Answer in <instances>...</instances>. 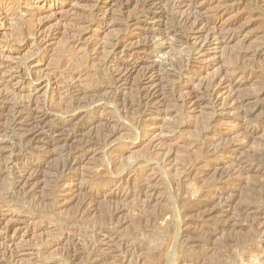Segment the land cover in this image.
Returning a JSON list of instances; mask_svg holds the SVG:
<instances>
[{
	"label": "rangeland",
	"instance_id": "1",
	"mask_svg": "<svg viewBox=\"0 0 264 264\" xmlns=\"http://www.w3.org/2000/svg\"><path fill=\"white\" fill-rule=\"evenodd\" d=\"M140 1L128 0L127 4L126 0H0V104L22 107L28 99H34L36 111H52L48 125L60 127L70 122L71 126L66 125L70 128L67 129L69 133L75 126L86 127L83 138L98 135L105 129L108 118L111 124L122 122L125 126L123 132L118 133L120 135L111 139L110 144L113 142V145L100 141L94 151L70 171L72 183L55 188L50 179L55 175L53 170L56 173L55 170L63 164L60 148L43 146L46 136L42 137L37 147L28 146L19 135L22 131L7 128L11 109L2 113L5 117L0 121V129L7 128V135L0 133V264H264V157L261 151L264 138H252L249 145L246 143L238 152L242 161L256 166L259 171L242 170L245 167L238 165L242 168L238 167V184L224 185L235 190L228 195L229 206L225 215L210 213L213 206L209 203L210 190L221 188L216 178L213 175L199 177L196 171L206 144L201 131L207 130V118L219 111V108L205 102V82L220 68L238 63L240 69L251 67L252 74H255H251L238 88L239 95L264 92V0H242L238 3V13L244 14L240 26H247L243 35L211 49L207 57L196 54L193 45L186 42L184 34L187 30L174 19V0L157 2L156 11L162 10L165 17L163 23L157 22L153 27L151 24L155 22L139 13ZM216 1H206L201 10L212 14L220 3ZM232 13L234 15L235 11L224 17L228 18ZM133 14L140 16V22L126 26L125 15ZM158 28L173 31L166 38L156 40L153 52L133 51L143 42L142 35L146 30L157 31ZM120 34L129 38L123 50L134 53L125 60L136 64L119 87L108 84L107 92L111 98L121 101L134 98L140 83V72L148 65L158 64L154 84H159L158 79L163 78L162 95L156 97V103L153 101L146 107V127H136L137 114L131 110L123 114L121 109L113 107L112 100L108 103L90 102L83 109L91 111L97 107L96 114L72 119L73 111H68L66 106L64 108V101L69 95L64 87L67 83L76 85V88L87 86L95 68L88 66L86 71H89L80 79L62 77L61 80L58 76L57 84L46 83V78L52 74L61 57L71 60L75 54L95 56L93 51L87 50L89 45L104 44ZM240 54H244L245 58ZM247 55L250 57L247 58ZM183 63L187 67L178 75L180 95L197 92L204 101L195 107L178 106L179 101H175L180 95H172L171 84L165 79ZM261 98L259 102L264 107V96ZM24 106L25 112L28 107ZM168 109L171 115L165 113ZM257 119L253 118L246 125H254ZM218 122L209 127L220 130L229 125L225 120ZM154 140H166L173 148L167 160L164 161L153 150ZM14 155L22 157V164L28 161L26 164L33 171L38 170L36 188L28 194L15 188L22 164L19 160L11 162L10 158ZM218 160L222 161L221 158ZM112 165L115 168L112 169ZM144 170L148 176L154 175L153 183L157 190L153 197L156 193L157 196L150 204L136 196L118 199L111 193L114 189H108L109 179L126 171L132 177L127 188H132L135 180L140 178L138 173ZM84 184L85 191L75 189L77 185ZM101 187L107 190L96 193ZM57 190L73 193L58 204L57 199L60 198H55ZM91 193L94 195L91 196ZM115 208L120 209V213L113 220L110 214ZM109 226L115 227V230L111 229V233L106 235L102 231Z\"/></svg>",
	"mask_w": 264,
	"mask_h": 264
},
{
	"label": "bare ground",
	"instance_id": "2",
	"mask_svg": "<svg viewBox=\"0 0 264 264\" xmlns=\"http://www.w3.org/2000/svg\"><path fill=\"white\" fill-rule=\"evenodd\" d=\"M206 1H208V0H174L173 5L171 4L172 5V12L174 13V19L176 20L177 24L180 27H182L183 29L187 30L186 34H184L186 42H189L190 44H192L194 47V50L196 51V54H199L201 57H207V55L211 49L217 48L220 45L226 43L227 41H231L232 39H236V38L238 39L239 38L238 36H242L243 32L245 31V29L247 27L245 25L240 26L241 19L244 16V14H243V12L238 13V3H242V0H218L220 2L219 6L216 7L218 9L215 10V12L212 11V14H210V15L205 14L201 10V7H203L205 5L204 3ZM238 1H240V2H238ZM259 1L261 2L262 0H259ZM127 2H128V0H126V3ZM157 2H159V0H141L140 1L139 13L141 12V14H142L141 16L142 17L146 16V18L148 17L150 20H152V22H155V24H151V27L157 25L156 24L157 22L161 21L163 23L164 13L162 12V10L156 11L157 5L159 4ZM232 11H235L234 15L232 13V15H230L228 18L224 17L225 14L232 12ZM248 14H250V13H248ZM125 16H126L125 21L127 24L126 26H129L131 24H137L140 22L139 21L140 16H136L134 14L130 15V16H127V15H125ZM172 24H174V23H172ZM243 24H245V23H243ZM172 31L168 30L167 28H161L157 31L146 30L142 35L143 36V42L138 47H136V49H133V51H136V53H137V51H143V52H151L152 51L153 52L154 51L153 46L156 43V40L160 41L161 39L166 38V36L168 34H170V32H172ZM182 32H185V31H182ZM128 40H129L128 37H126L124 34H120V35L115 36L113 39L105 42L104 44H98L96 46L94 44H91V46L89 45V48L87 50L93 51L95 56H93V55L88 56V55H83V54H82V56H78L79 54H77V55L75 54V56H73L74 59H71V60L69 59V57H63V58L61 57V60H59V62L57 63L52 74L46 78V80H45L46 83L54 82L57 84V82L60 79V78L58 79V76H60L61 78L62 77L66 78V79H74V80L80 79V77L82 78L83 75L87 74L86 72L89 71V70L86 71L88 66L95 68L94 74L91 75L93 77L89 78L90 80H89V84L87 86H85L83 88H80V87L76 88V85H73L71 83L70 84L67 83L68 85H66L64 87L65 93L69 94L66 96L67 101H64L66 103V105H64V108L66 106V109H68V111H71V112L73 111V113H72L73 118L72 119H74L78 116L79 117L80 116L81 117H83V116L89 117V115H91V114H94V113L96 114V111L98 110L97 107H94L91 111L83 109V107L87 106L90 102L99 101L98 103H100V101H101L103 103H108L110 100H112L114 102L113 107H115V109H118V110L121 109V112L123 114L129 113L128 112L129 110H131L137 114V119H135V122H136L135 126L136 127H139V128H141L143 126L146 127L145 126V125H147V124H145L146 123L145 115L147 114L146 113V110H147L146 107L153 101H154V103H156L155 102L156 97L159 96L160 94L162 95L161 92H162V87L164 84L163 78L158 79V80H160V81H158L159 84L153 83L154 78H156V71L158 72V70H157L158 64L154 63L151 65H148V66L144 67L143 70L140 72V83L138 84V88L136 90L134 98L132 97V99H129V100L123 99L124 101H121V100H119V98H115V97L111 98V96L107 92L108 91V84H111L115 87L118 86L120 83H122L126 79L128 74L135 67L134 65L136 64V62H134V63L131 62L132 63L131 64L125 60L126 57H129V56L132 57L134 54L133 51L129 52L131 50H128V51L123 50V48L127 45V43H129ZM69 44H71V43H69ZM248 48H249V46H248ZM246 53H247V51H246ZM119 54H121L120 58H119ZM240 55L244 56L243 59L245 58L244 54H240ZM250 56H251V52H250ZM250 56L247 55V58ZM241 60H242V58H241ZM252 60H254V59H252ZM170 62H171V60H170ZM80 65L84 66V68L80 69L79 68ZM186 67H187V64L183 63V64L179 65L177 71H175L173 74H170L171 72L169 73L167 71L169 74L167 76H165V79L167 82H169V85L171 84L170 85V89H171L170 91L172 92L173 96L181 94L180 93L181 87H180V84L178 82V79H179L178 75H179L180 71ZM242 67L244 68V66H242ZM255 70H257V69H255ZM253 72L254 71H253V69H251V67L240 69V67H238V63H233V64L226 65L225 67L220 68L208 81L205 82L204 86L202 85L203 91H205V93H206L205 94L206 97H204L205 102L207 101L206 103H209L213 108H216V107L219 108V111L214 112V114H212L210 117L207 118V125H208L207 130L204 128L206 131L205 130L201 131V132H203V136L206 138V140H204V142L206 141V144H205V148H204L205 150L202 152L203 153L202 158H201L202 160L198 162L197 165H199V166L196 168L197 175L199 177L203 178L205 176L207 177V175H210V177H211L213 175V177H215L217 180L216 182L219 184V186H221V188L220 187L219 188L217 187L216 189L211 188L210 192H211L212 197L207 193L211 198L209 203H212V205H213V206L211 205L212 208L210 206V208H211L210 213L211 214L212 213H214V214L220 213L221 215L222 214L225 215L227 213V211H228L227 208L229 206L228 205L229 202H227L228 195H230V193L235 191L234 189L230 188L229 185H233V182L238 184V172H239L238 171V167H239L238 165L239 164L241 166H243V168L245 167L244 169L239 167L242 170L247 169V171H256V172L259 171V169L256 166H253L250 163H245L244 161H242V158H240V156H238V152L240 151V149H243L246 146V143L249 145L248 142L252 138H254V139L256 137L258 139L264 138V107L259 102L260 98L264 96V92L258 93L256 95L252 94V95H247V96L246 95L240 96L238 93V88L242 85L243 82H245L251 76V74ZM253 75H255V74H252V76ZM89 76H90V72H89ZM259 77H261V76H259ZM63 78L61 80H63ZM262 83H263V81H262ZM143 84H149V85L143 86ZM176 97H178V98L176 101L175 100L174 101L175 102L179 101V102H177V105L180 107L185 106V105H189V108L191 106L195 107V106H198L199 103L204 101V98L199 97L197 92L194 93L193 91L191 93H187L186 95H182V96L180 95V96H176ZM60 99H62V98H60ZM33 100L28 99L27 103H23L25 105V106L23 105L24 107H28L25 110V112L23 110L24 109L23 106L21 107V105L16 106V104H14V105L11 104V106H10V105H6V104H0V121H2V119L4 120V117H5L4 114H2V113L4 111L6 113L7 109H11L12 111L10 110V113H9L11 115H9V118L7 119V122H6L7 126H8L7 128H9V130H11V131H13L15 129H19L20 131H22V132H19V135H20L22 141L27 143L28 146L32 145V146L37 147L38 142L41 141L42 137L46 136L45 143L42 144L43 146L45 145L47 148L50 146L60 148L61 153H63V156H61V157H63V164L60 166L58 165L59 166L58 169L55 170L56 173L53 170L52 173L55 174V175L52 174V175H54V177L52 176L53 179L48 178V180L49 179L52 180L51 184L55 188L57 186H59L60 184H67L68 182L72 183V178H70V171L74 170L76 168L77 164L83 158H85L89 153L94 151L95 146L100 141H101V143H105V144L109 143L110 144L111 139L115 135H117L119 132H121L125 127L124 125L121 124L122 122L121 123H115L114 122L115 124H111V122L109 120L110 118H108L107 122L105 123V129H103L99 132L96 131V132H98V135H95V137H93V135H92V137L83 138V133L86 132L85 131L86 127L79 128L78 126L77 127L75 126V128L74 127L71 128V130L73 129V132L69 133V130H67V129H70V128L69 127L66 128V125H68L70 122H67V124H63L60 127H53V126L48 125L47 121L51 117L52 111L49 112L45 109L40 110V111H36V108L34 107V105L36 103ZM95 104H96V102H95ZM32 107H34V109H32ZM50 108H52V107H50ZM39 109H40V107H39ZM66 109H65V111H66ZM53 111H54V109H53ZM116 112H117V110H116ZM165 113H167V114L170 113V115H171L172 112H169V109H168V111H166ZM58 115H62V114H58ZM62 116H65V115H62ZM119 118H120V115H119ZM253 118H258L257 122L253 123L254 125H250V126L246 125ZM219 120H225L229 125L225 128H221L220 130L211 129L209 127L210 124L214 125L213 123L216 121L218 122ZM124 122H126V121H124ZM4 123H2V125H4ZM177 124H178V122H177ZM69 126H71V125L69 124ZM177 127H178V125H177ZM7 128L0 129V133L2 132V133H5L7 135ZM11 133H13V132H11ZM152 133H153V129L151 131V134ZM118 135H120V134H118ZM13 136H15V135L13 134ZM209 136H212V138H210ZM240 137H242L243 139H240ZM10 138L11 137H9V140H10ZM15 139H16V137H15ZM16 142H18V141H16ZM152 142H153V150H155L160 155V158L163 157L162 159H164V161H165V159L167 160V158L169 157V155L173 151L172 150L173 148L167 143L166 140H154ZM16 145H18V144H16ZM23 146H22V148H23ZM39 146H41V145H39ZM14 148H16V147H14ZM116 150H118V149H116ZM16 151H18V150H16ZM261 151H262V154L264 157V148ZM32 154H34V153H32ZM37 154H38V152H37ZM111 154H112V152H111ZM121 154H122V152H121ZM39 155H40V153H39ZM119 156H120V154H119ZM38 157H40V156H38ZM263 157H261V158H263ZM219 158L222 159L221 162H219V160H218ZM6 159H8V158H6ZM10 160L12 163L13 162L16 163L19 160L20 164H22L21 163L22 162L21 156L14 155L13 157L10 158ZM27 162H23L21 167L18 166L20 168L19 169L20 171H19V174L17 173L18 176L16 177L15 184H14L15 188L17 190H19V192L22 191L23 193H27V192L30 193V191H33L36 188V185L38 183V182H36V179L38 178L36 173H38V170L36 171V169H35L33 171L30 168V166L28 164H26ZM201 162H203V164ZM161 164H162V162H161ZM166 165L169 166L168 164H166ZM111 167H112V169H113V167L115 168V166H113V165ZM146 172L147 171L144 170L142 173H140V172H139L140 174L138 173V175H140L139 176L140 178H139V180L137 179L138 181L134 179L136 182L133 183L132 188H127V186L130 185V182H131L130 180L132 179L131 173L126 171V173H122L120 175H117L115 178L109 179L108 182L106 181L107 185H109L108 189H110V188L114 189L111 193L115 197H117L118 199L125 200L129 197H135L136 196L135 198L140 199L145 203H149L154 199L155 196H157V193H156V195L153 197V195L155 194V192L157 190H156L154 183H153L154 175L148 176ZM109 173H110V171H109ZM187 173H188V171H187ZM195 182H197V181H195ZM199 183H201V182H199ZM226 183L229 185L224 186ZM216 186H218V185H216ZM75 189L78 191L79 190L85 191L87 188L84 184V185H77V187H75ZM105 189H106V187L105 188L101 187V189L98 188L96 193L99 191L104 192L107 190V189L106 190ZM69 191L70 190H57V191H55V193H56L55 198L56 199L58 197L60 198V199H57V201L59 200L57 202L58 204L62 200H64L66 197H68L70 194L73 193V192H69ZM22 192H20V193H22ZM93 195L94 194L91 193V196H93ZM208 195H205V196H208ZM205 196H204V198H205ZM194 198H196V197H194ZM210 198H208V199H210ZM193 201H195V200H193ZM231 203H232V201H231ZM83 205H85V204H83ZM80 206H82V205H80ZM82 209H84V208H82ZM85 209H86V205H85ZM86 210H88V209H86ZM119 210L120 209L115 208L113 211H111L110 218H113V220H114L117 217V215L120 213ZM198 210L196 212H199ZM231 211H232V209H231ZM159 215L161 216V213ZM186 215H187V213H186ZM201 215H202V213H201ZM184 218H185V215H184ZM108 222H109V220H108ZM115 222L117 223V221H115ZM111 229H112V231H114L115 227L109 226L106 229H104L102 232L104 234L108 235L111 233L110 232ZM67 233H68V231H67ZM111 264H112V262H111Z\"/></svg>",
	"mask_w": 264,
	"mask_h": 264
}]
</instances>
